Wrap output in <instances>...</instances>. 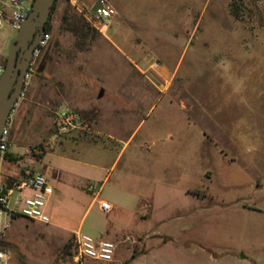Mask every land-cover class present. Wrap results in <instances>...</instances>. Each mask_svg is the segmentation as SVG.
Wrapping results in <instances>:
<instances>
[{
  "label": "rangeland",
  "instance_id": "obj_1",
  "mask_svg": "<svg viewBox=\"0 0 264 264\" xmlns=\"http://www.w3.org/2000/svg\"><path fill=\"white\" fill-rule=\"evenodd\" d=\"M108 1L117 15L105 35L85 17L93 0L58 1L50 40L8 122L16 159L0 160V183L16 175L18 162L46 168L61 225L16 218L0 245L13 264H75L74 235L62 253L64 226L81 223L97 239L106 227L122 231L114 241L124 256L143 233L180 232L181 223L162 220L193 209L187 234L197 244L163 250H201L203 264H223L211 262L208 250H239L246 258L226 264H264V0ZM68 8L86 19V38L63 25ZM15 33L7 23L0 30V74ZM144 57L176 70L168 90L140 74L135 63ZM60 108L88 127L56 135ZM60 138L91 145L72 153L60 149ZM41 147L31 157L28 149ZM89 184L117 206L102 211ZM166 256L179 264L187 257Z\"/></svg>",
  "mask_w": 264,
  "mask_h": 264
},
{
  "label": "built area",
  "instance_id": "obj_2",
  "mask_svg": "<svg viewBox=\"0 0 264 264\" xmlns=\"http://www.w3.org/2000/svg\"><path fill=\"white\" fill-rule=\"evenodd\" d=\"M34 0H5L0 2V30L5 23L16 32L32 10ZM96 2L101 3L97 11L92 8ZM85 9V17L105 35L112 19L117 15V10L108 0H93L92 4ZM50 40V34H45L34 50V58L43 50ZM33 58V59H34ZM33 62V60H32ZM9 122V121H8ZM8 124L5 127L0 142V160H5V154L10 150L7 140ZM88 127L87 120L80 114L69 108H60L56 113V135H62L68 129ZM41 148H29L32 156L41 153ZM16 175L7 177L0 183V233L5 231L16 218H25L43 224H50L51 218L47 211L48 201L53 192L49 178L44 171L30 163H16L14 166ZM88 190L95 192L98 198L101 187L96 188L93 184L88 185ZM103 211L109 212L111 204L100 201ZM117 245L114 241L97 239L81 231L73 237L72 260L75 264H85L86 260L92 259L100 262H112L115 257ZM0 264H13L12 252L0 245ZM126 264H142L131 260Z\"/></svg>",
  "mask_w": 264,
  "mask_h": 264
},
{
  "label": "crops",
  "instance_id": "obj_3",
  "mask_svg": "<svg viewBox=\"0 0 264 264\" xmlns=\"http://www.w3.org/2000/svg\"><path fill=\"white\" fill-rule=\"evenodd\" d=\"M4 1L5 0H0V2H4ZM135 64L137 65V69L140 72V74L146 76V78L149 81H151L155 86H157L160 90L162 91L168 90V86H166L165 84L174 77L176 70L171 71V69L167 67L162 68L159 65V63H155L149 57L139 58V61ZM104 94H105V91H104ZM58 143H59L61 150L69 149L72 153L80 152L79 151L80 149H83V150L87 149L91 145V142L89 141V139H85V138L81 141L60 138ZM253 158H256V157L253 156ZM24 163H30L33 165L34 163H36V161L30 159V160H26ZM41 170L46 172L45 167L41 168ZM258 183L260 184V186L264 184L262 180L261 181L259 180ZM51 186L53 188V192L48 201L47 211L51 218L50 223H52L54 226L56 225L58 226L60 224L59 213H58L55 201H54L56 189L53 185ZM186 193L193 195V196L195 195L196 197H203L201 193H196V191L194 192V191H191L190 189H187ZM100 196H101V193H100ZM100 196L98 198L94 196L92 203L99 202V205H100V201H106L104 199H100ZM111 206H112L111 210H113L117 205L111 204ZM152 212H153V209H151L148 214H146L145 212L142 213L143 218L150 217L152 215ZM195 219H196V213L194 214L193 209L182 210L180 212L178 211L175 215L164 218L162 222L163 223L169 222V224H171L172 220H174L175 222L181 223L180 232H178L177 234L176 233L160 234L156 232L143 233L139 237V240L141 239L138 242L139 244L137 242H134L133 244H131L132 250H127L128 255L119 256L117 255V251H116L114 260L112 262H104V263L106 264H126L127 262L131 260L136 261L138 258L140 261H142L141 262L142 264H179L166 256V254L168 253H174L177 251L187 256L186 262H183L182 264H203V257L200 252L201 250H163L164 248H167L168 246H171V245L177 248L183 247L187 249L188 248L192 249V247L197 244V240L193 238L194 236H192V234L190 233L187 234V232H190V229L188 227H190V225L195 221ZM64 227H65V232H66L64 241L69 239V237L71 235H74L76 232H79V231L82 232L81 223L79 226L73 224V225H67ZM122 236H124L122 231L120 230L117 231V229L112 230V228L106 227L102 231L101 238L114 241V240H118V238ZM122 241H125V239L124 240L122 239ZM208 251H210L209 257L211 258V262L221 261V263L226 264V261L230 260V258H234V260L237 262H239L240 259L246 258L244 254H241L243 252L239 250L237 251L220 250L219 253L214 252L213 250H208Z\"/></svg>",
  "mask_w": 264,
  "mask_h": 264
},
{
  "label": "water",
  "instance_id": "obj_4",
  "mask_svg": "<svg viewBox=\"0 0 264 264\" xmlns=\"http://www.w3.org/2000/svg\"><path fill=\"white\" fill-rule=\"evenodd\" d=\"M55 1L34 0L31 12L7 47L6 64L0 74V142L14 106L24 90L34 50L46 34V24ZM100 7L101 3L96 2L92 10L97 11ZM103 95L104 89H101L99 97Z\"/></svg>",
  "mask_w": 264,
  "mask_h": 264
},
{
  "label": "trees",
  "instance_id": "obj_5",
  "mask_svg": "<svg viewBox=\"0 0 264 264\" xmlns=\"http://www.w3.org/2000/svg\"><path fill=\"white\" fill-rule=\"evenodd\" d=\"M58 1L59 0L55 1L52 12H51L50 19L46 24V33L47 34H49L53 29L52 15H53L56 7H57ZM231 13L236 18L239 17L238 10L233 8V4H232ZM62 22H63V25H65L66 29L73 32L77 37L86 38V26L88 25V23L86 22V19L84 18V16L78 15L77 13H72L71 9L68 8L62 16ZM5 157L11 158V159H16L15 156L9 152H7L5 154ZM71 241H72V238H70L68 240V242H66V244L62 250L63 254L68 251L70 246H72ZM71 254H72V252H71Z\"/></svg>",
  "mask_w": 264,
  "mask_h": 264
}]
</instances>
